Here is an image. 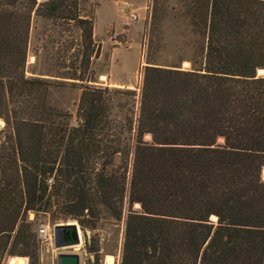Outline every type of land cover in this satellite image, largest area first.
Returning a JSON list of instances; mask_svg holds the SVG:
<instances>
[{
  "label": "trees",
  "instance_id": "16d2710c",
  "mask_svg": "<svg viewBox=\"0 0 264 264\" xmlns=\"http://www.w3.org/2000/svg\"><path fill=\"white\" fill-rule=\"evenodd\" d=\"M166 1L154 0L157 32ZM170 9L189 52L145 66L136 119L127 107L113 113L114 96L133 90L88 84L76 125L45 105L27 117L0 110L9 127L0 143V262L40 264L35 219L45 214L75 219L97 258L86 230L121 219L127 204L120 264H264V0H175ZM32 13L59 32L77 30L70 70L58 77L91 81L94 18L80 0H0V51L9 49L18 72L0 75L3 96L14 101L42 83L22 70ZM152 34L150 54L161 41Z\"/></svg>",
  "mask_w": 264,
  "mask_h": 264
},
{
  "label": "rangeland",
  "instance_id": "374dc122",
  "mask_svg": "<svg viewBox=\"0 0 264 264\" xmlns=\"http://www.w3.org/2000/svg\"><path fill=\"white\" fill-rule=\"evenodd\" d=\"M80 3L82 14L94 18L93 37L98 56L91 57L89 71L86 74L91 81L81 82L58 77L59 74L70 70L67 66L72 60V54L78 50L77 30L59 32L50 20L32 13L22 70L25 78H36L42 83L28 86L30 88H21V94L14 96V101L12 97L3 96L5 92L0 87V110H4L7 104L11 109L18 108L21 110V116L27 117L30 111L41 109L42 105H45L52 110L66 112L70 124L76 125L79 121L77 108L80 94L83 86L88 84L95 88L133 90V95L114 96L113 113L114 116L121 118L127 107L131 109V114L136 119L145 66L170 65L178 62L189 52L184 24L171 19L169 15L170 7L175 0L166 1L169 6L168 15L164 17L159 32L153 29L151 23L154 0H80ZM132 13L136 15V19H131ZM152 31L159 34L161 41L159 50L150 54L148 43L153 35ZM72 40L74 44L69 46ZM8 51L9 49L0 51V75L3 74L4 81L18 74L11 68L13 54ZM184 62H188L190 67L189 61H182L181 68L188 69L189 67H182ZM0 118L1 143L9 127L5 118L3 116ZM145 139H149V136ZM121 163L122 159L117 157L114 168ZM133 208L139 209V206L134 204ZM127 209L125 204L121 219L102 218L96 230L93 232L86 230V233L89 231L87 237L90 243L94 239L98 248L97 258L86 249L85 232L82 229L79 248L54 247V225L76 221L75 219H53L49 214L39 215L35 219V228L40 225L48 227L47 239L39 241L40 264H57L59 253H78L80 264H120ZM33 218L34 214L29 213V219ZM211 222L216 223V220ZM10 258H4L0 264H9Z\"/></svg>",
  "mask_w": 264,
  "mask_h": 264
},
{
  "label": "water",
  "instance_id": "95a60500",
  "mask_svg": "<svg viewBox=\"0 0 264 264\" xmlns=\"http://www.w3.org/2000/svg\"><path fill=\"white\" fill-rule=\"evenodd\" d=\"M182 67H189L188 62H184ZM263 70H258L257 74H263ZM1 119V118H0ZM264 179V169L262 173ZM137 206H139L137 204ZM214 221V216L210 217ZM89 231H87V234ZM53 244L56 249L64 247L79 248L81 245V228L77 221L63 224H56L53 227ZM57 264H80V256L78 253H59L57 254Z\"/></svg>",
  "mask_w": 264,
  "mask_h": 264
},
{
  "label": "built area",
  "instance_id": "2783aa9c",
  "mask_svg": "<svg viewBox=\"0 0 264 264\" xmlns=\"http://www.w3.org/2000/svg\"><path fill=\"white\" fill-rule=\"evenodd\" d=\"M131 19H136V15L135 14H130ZM38 231V237L41 241H44L47 239L48 237V227L45 225H40L37 229Z\"/></svg>",
  "mask_w": 264,
  "mask_h": 264
},
{
  "label": "bare ground",
  "instance_id": "6f19581e",
  "mask_svg": "<svg viewBox=\"0 0 264 264\" xmlns=\"http://www.w3.org/2000/svg\"><path fill=\"white\" fill-rule=\"evenodd\" d=\"M1 126H2V120L0 119V128H1ZM137 205V204H136Z\"/></svg>",
  "mask_w": 264,
  "mask_h": 264
}]
</instances>
